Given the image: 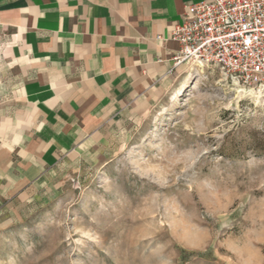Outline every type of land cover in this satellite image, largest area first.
<instances>
[{
	"label": "rangeland",
	"instance_id": "374dc122",
	"mask_svg": "<svg viewBox=\"0 0 264 264\" xmlns=\"http://www.w3.org/2000/svg\"><path fill=\"white\" fill-rule=\"evenodd\" d=\"M8 56L0 35V137L17 99ZM182 69L172 94L46 179L0 187V264H264V91Z\"/></svg>",
	"mask_w": 264,
	"mask_h": 264
},
{
	"label": "crops",
	"instance_id": "0c3cea01",
	"mask_svg": "<svg viewBox=\"0 0 264 264\" xmlns=\"http://www.w3.org/2000/svg\"><path fill=\"white\" fill-rule=\"evenodd\" d=\"M200 1L0 0L17 96L0 137L2 192L41 182L117 118L172 94L183 71L172 29Z\"/></svg>",
	"mask_w": 264,
	"mask_h": 264
},
{
	"label": "built area",
	"instance_id": "2783aa9c",
	"mask_svg": "<svg viewBox=\"0 0 264 264\" xmlns=\"http://www.w3.org/2000/svg\"><path fill=\"white\" fill-rule=\"evenodd\" d=\"M174 64L217 68L244 88L264 91V0H205L184 6L172 29Z\"/></svg>",
	"mask_w": 264,
	"mask_h": 264
},
{
	"label": "bare ground",
	"instance_id": "6f19581e",
	"mask_svg": "<svg viewBox=\"0 0 264 264\" xmlns=\"http://www.w3.org/2000/svg\"><path fill=\"white\" fill-rule=\"evenodd\" d=\"M182 91H183V88H180V89L178 90L177 94L182 93ZM177 94H176V95H177Z\"/></svg>",
	"mask_w": 264,
	"mask_h": 264
}]
</instances>
